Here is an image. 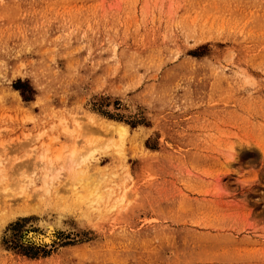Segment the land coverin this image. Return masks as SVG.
Listing matches in <instances>:
<instances>
[{
  "label": "rangeland",
  "instance_id": "374dc122",
  "mask_svg": "<svg viewBox=\"0 0 264 264\" xmlns=\"http://www.w3.org/2000/svg\"><path fill=\"white\" fill-rule=\"evenodd\" d=\"M0 264H264V0H0Z\"/></svg>",
  "mask_w": 264,
  "mask_h": 264
},
{
  "label": "bare ground",
  "instance_id": "6f19581e",
  "mask_svg": "<svg viewBox=\"0 0 264 264\" xmlns=\"http://www.w3.org/2000/svg\"><path fill=\"white\" fill-rule=\"evenodd\" d=\"M104 126V125H103ZM104 128L106 129V130H108L109 132H117L118 134H119V136H124V133H125V131H126V127L124 126V125H122V124H119V126H114V125H112V124H108V125H106V126H104ZM232 149H233V147H232ZM73 152H74V150L71 152L72 154V156H73ZM59 155V154H58ZM43 157L45 158L46 157V155H45V153L43 154ZM83 159H86L85 157L83 158ZM101 194L98 192L97 193V196L99 197ZM97 197V198H98ZM100 199V198H99ZM98 200V199H97ZM60 217V216H59ZM58 217V218H59ZM55 221H57V223L60 221V218H59V220L57 219H55ZM40 222V221H39ZM41 224H42V226H44V231L42 232V234H30V236L32 237L33 235H34V240H37L36 238H44L45 237V241H47V240H49V239H51V229H52V224H54V226H55V222L54 223H52V222H49V221H44V220H41ZM59 224V223H58ZM58 224H57V226H58ZM62 225V224H61ZM60 225V226H61ZM43 240V239H42Z\"/></svg>",
  "mask_w": 264,
  "mask_h": 264
}]
</instances>
